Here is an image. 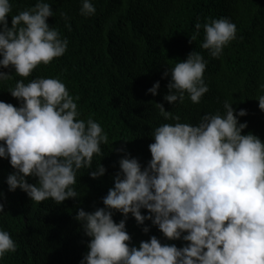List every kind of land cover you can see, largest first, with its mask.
<instances>
[{
	"label": "clouds",
	"instance_id": "clouds-1",
	"mask_svg": "<svg viewBox=\"0 0 264 264\" xmlns=\"http://www.w3.org/2000/svg\"><path fill=\"white\" fill-rule=\"evenodd\" d=\"M12 11L11 0H0V69H14L28 78L41 64L63 57L69 41L49 25L54 12L44 0L12 16L9 28ZM95 13L91 0H83L81 15ZM195 28L190 43L201 28L205 33L196 51L164 73V78L171 77L164 96L169 104L183 103L185 94L199 104L214 74L235 73L237 85L230 83L224 90L234 93L238 76L249 70L234 62L224 69L214 64L237 38V26L229 18L210 19ZM11 78L0 71V82ZM160 87L157 81L148 93L158 95ZM9 92L20 106L0 101V158L10 160L15 170L7 177L8 190L20 189L36 203L52 199L59 205L76 199L78 173L92 169L108 135L93 118L80 119L79 97L58 78L38 77L27 84L21 79ZM254 101L260 109L256 118L247 116L245 106L236 108L226 101L215 115L199 113L195 126L181 123L179 115L157 104L160 115L175 123L154 129L147 166L127 154L119 160L120 171L103 198L104 207L94 212L81 208L75 217L90 238L80 264H264V84ZM104 152L110 155V150ZM106 171L99 164L90 171L91 178L99 179ZM4 208L0 203V213ZM116 212L124 217L119 223L113 218ZM129 214L138 225L151 221L166 239L182 240L185 246L162 244L156 236L130 246ZM143 232L148 234L150 228L143 227ZM17 249L11 234L0 228V260Z\"/></svg>",
	"mask_w": 264,
	"mask_h": 264
},
{
	"label": "trees",
	"instance_id": "trees-1",
	"mask_svg": "<svg viewBox=\"0 0 264 264\" xmlns=\"http://www.w3.org/2000/svg\"><path fill=\"white\" fill-rule=\"evenodd\" d=\"M37 2L11 0L9 28L12 16ZM44 2L54 12L49 25L69 41L67 52L49 65L41 64L28 78L18 76L14 69H0L12 77L0 82V101L20 106L9 92L18 80L24 79L27 84L38 77L58 78L74 98L79 97L76 102L80 119L91 117L100 123L109 141L101 145L103 155L94 157L92 169L78 173V197L59 205L52 199L36 203L20 189L10 192L6 180L15 170L10 160L0 158V203L5 205L0 213V228L8 231L18 245L17 251L6 254L0 264H80L89 251L90 238L75 217L81 208L94 212L104 207L103 198L114 187V177L120 171L119 160L127 154L147 166L151 160L149 145L155 142L154 129L175 123L160 115L157 104H163L173 116L179 115L181 123L193 126L200 123L199 113L215 115L226 101L236 108L245 106L250 119L260 111L254 99L264 84V0H91L96 13L90 17L81 15L83 0ZM225 17L236 24L237 38L224 48L214 64L217 62L224 69L234 62L245 64L249 70L238 76L234 93L224 90L235 83V73L214 74L207 84L209 92L199 104L192 103L187 94L183 103L178 100L169 104L164 96L169 94L171 77L164 78L165 71L170 72L196 51V44L205 37L201 28L190 43L197 23L203 25L210 19ZM200 54L207 64L213 65L204 53ZM234 71H238L236 65ZM157 81L161 87L159 94L153 96L148 89ZM106 150H110V155ZM99 164L105 165L107 171L103 177L92 179L90 171ZM28 182L36 184L37 179L28 178ZM142 214L149 213L142 210ZM113 218L119 223L124 217L116 212ZM145 226L150 228L148 234L143 232ZM126 230L132 237L130 246L139 247L152 236L162 244L185 246L182 240L166 239L151 221L138 225L130 214Z\"/></svg>",
	"mask_w": 264,
	"mask_h": 264
}]
</instances>
